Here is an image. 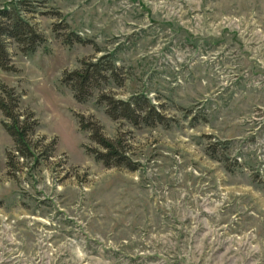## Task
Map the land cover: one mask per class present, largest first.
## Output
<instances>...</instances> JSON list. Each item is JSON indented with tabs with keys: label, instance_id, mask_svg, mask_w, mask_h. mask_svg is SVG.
Wrapping results in <instances>:
<instances>
[{
	"label": "rangeland",
	"instance_id": "1",
	"mask_svg": "<svg viewBox=\"0 0 264 264\" xmlns=\"http://www.w3.org/2000/svg\"><path fill=\"white\" fill-rule=\"evenodd\" d=\"M25 1L45 42L11 43L0 87L35 114L39 161L0 111V264H264V0ZM106 51L123 85L105 91L146 95L167 124L75 100L64 73ZM81 117L138 168L96 161Z\"/></svg>",
	"mask_w": 264,
	"mask_h": 264
},
{
	"label": "trees",
	"instance_id": "2",
	"mask_svg": "<svg viewBox=\"0 0 264 264\" xmlns=\"http://www.w3.org/2000/svg\"><path fill=\"white\" fill-rule=\"evenodd\" d=\"M25 3V0H11L0 7V68L3 71H16L9 48L11 43L16 44L22 53L30 54L35 53L45 42L44 36L24 15ZM76 41L84 42L80 37H76ZM96 50L102 52L100 49ZM118 72L116 51H106L99 58L84 59L79 69L65 72L62 83L72 91L79 103L88 102L98 92L99 104L105 105L106 114L114 121L125 120L134 127L167 124L166 115L146 95L122 100L105 91L112 80L123 85ZM19 104L20 96L15 90L1 85L0 111L6 118L4 126L14 139L21 157L37 162V149L28 135L36 132L39 122L31 111L25 115L20 113ZM79 125L83 131L90 132L91 140L99 146L98 149H87L96 161L102 162L106 167H126L130 170L138 168V163L125 152L121 139L114 141L106 137L103 128L92 119L87 122L85 117H81Z\"/></svg>",
	"mask_w": 264,
	"mask_h": 264
}]
</instances>
